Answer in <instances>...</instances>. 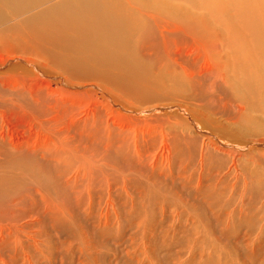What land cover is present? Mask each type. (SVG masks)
Masks as SVG:
<instances>
[{"label":"rangeland","instance_id":"obj_1","mask_svg":"<svg viewBox=\"0 0 264 264\" xmlns=\"http://www.w3.org/2000/svg\"><path fill=\"white\" fill-rule=\"evenodd\" d=\"M138 2L148 14L160 11L168 20L207 26L218 43L220 57L215 54L214 42L194 46L186 40L176 44L168 41V49L173 46L170 56L174 62L169 56L149 58L155 63L158 85L151 86L145 80L135 82L139 87H133V92L140 97L122 93L117 87L109 93L115 101L122 98V104L133 106L125 108L124 117L120 114L123 118L112 116L110 109L102 111L108 119L99 129L94 117L87 119L80 103L76 110L82 114L77 117L79 122L61 133L71 140L62 143L63 148L67 146L61 158L26 154L23 147L15 156H0V182H8L0 199V230L5 228L0 233V264H264V105L256 102L264 98V90L260 89L262 96L257 92V82L264 85V80L256 79L260 70L264 76V30L256 29L257 21H253V30L246 24L236 0H227L226 9L242 36L238 42L231 30L223 27L222 17L203 8L205 5L197 0ZM37 8L19 14L15 21L0 22V31L12 41L10 49L16 44L28 47L25 29L21 26L17 31L14 26L25 23L28 27ZM145 19L142 17L141 27L148 26L149 18ZM32 53L28 51L29 58ZM18 56H23L19 49L11 51L0 46V80L22 82L31 79L28 74L34 72L33 66L40 67L37 62L42 61V55H34L33 60L29 59L32 63L27 64ZM188 57L202 60L200 66H226L223 81L216 77L189 78L182 68L173 67L192 66L184 62ZM128 63L132 66V60ZM44 66L45 70H40L48 82L37 83L43 87L40 94L33 92V101L30 98L24 104L32 108L34 115L52 117L73 105L74 96L71 100L62 98L73 90V83L91 82L84 81L79 72L78 76L71 75L65 66ZM242 66L249 67L253 75L256 84L252 88L239 78ZM63 82H69V87ZM44 86L51 89V95ZM98 86L95 96L99 107L113 106L110 95ZM235 88L241 90L239 96ZM75 96L80 101L79 94ZM9 97L16 100L15 92ZM18 100L23 102L20 96ZM105 129L109 133H104ZM87 162L91 164L84 165ZM5 168L13 170L3 182ZM88 168H92L94 177L82 179ZM8 201L16 204L12 218L5 215L13 211L12 203L5 204Z\"/></svg>","mask_w":264,"mask_h":264},{"label":"bare ground","instance_id":"obj_2","mask_svg":"<svg viewBox=\"0 0 264 264\" xmlns=\"http://www.w3.org/2000/svg\"><path fill=\"white\" fill-rule=\"evenodd\" d=\"M65 1H68V3H66ZM197 1H199L200 4L205 5L203 6V8L210 10L219 18L222 17V19L224 20L223 27L229 28L231 30L233 34V39L235 41L241 39L242 36L240 37L239 31L235 26L236 24L234 22V19H232L233 16L231 15L229 9L228 8L226 9L227 0H224L225 2L222 0H197ZM236 1L239 4V9L242 13L241 16L245 19L246 24L253 30L255 28L253 21H257L256 29L264 30V0H236ZM35 6H37L38 8L36 9L37 11L30 16L28 20L29 22L28 27L25 25V23L22 24L20 23L14 26V29L17 31L21 28V26L23 30L25 29V33L29 37L28 39L30 45V47L28 45L29 48L26 46L24 47L21 44L20 45L16 44L15 48L10 49V45L12 41L6 39V35L4 31L2 32L0 31L1 48L3 46L5 49L11 51H14V49H19L23 54V56L21 57L18 56V58L23 63L26 64L28 62L32 63L31 61H29V59L33 60L34 55H42V61L37 62L38 66L40 67L38 68L37 66H33L34 69L33 68L32 69L34 70V72L31 73V71H29L31 74L28 75L31 77V79L27 78L22 82L21 81L17 82L16 80H10V79L3 81L2 80L3 78H1L0 80V148L2 149V153H0V156H3L4 158L12 157L15 156L16 154L21 153L22 147L24 148L26 154L31 155L36 153L39 154L41 158H49L51 156L54 160L57 158H61L62 153L67 146L66 145L65 148H63L62 146L64 144L63 142L71 141L68 136L66 137H64V135L61 136V133H65L66 129L72 127L75 124V122H79L78 118L82 114H80V112L77 113L76 110L78 111L79 108L81 107L80 103H82L85 107L87 119L94 117L95 125L97 128L100 129L101 127H103L101 125L104 124V121L108 119L106 114L103 115L102 111L106 112L108 109H110V113L112 114V116L113 114H119V119H120V117H122L120 116V114L123 115L124 111L127 112L126 109L129 108L132 109L133 107V106H129V104H124V103L122 104L123 102L122 98L121 100H118L117 98V100L115 101V97L112 98V96L109 94L110 92L111 93L114 92L113 88L117 87L122 93H127L129 95L140 97L136 92L135 94L133 92L134 90L133 87L134 88L139 87L138 85L135 86L136 84L135 82L145 80L146 83H151V86H156L159 84L160 79L154 75L155 66L153 65L155 63L153 61L150 62L149 58L151 57V55H154L155 60L156 59L158 60L160 56H165V57L169 56V58H172L170 54L173 56V46L172 48L169 47L171 49L169 50L168 41L173 42V44H176L177 42L186 40L187 43L195 46L202 44H211L215 40L214 34L208 29L207 26L204 25L202 27H199L188 20H176V19L168 20L166 19L165 15L160 11L153 12L151 10V14H148L147 12H145L144 8L139 4L138 0H77V1L75 0H0L1 25L5 22L8 23L9 19L15 21L14 19H17L19 14H24L28 10L34 9ZM18 7H22L20 12L17 10ZM5 8L6 10H4ZM7 8H8V12H6ZM124 9H126L127 11L126 13H124ZM142 17H146V19L149 18V20L146 21L148 26L143 25V27H141L140 23L141 21L144 20V18L142 20ZM214 43H215L214 51L216 52L215 54L219 56L218 43L217 42ZM29 50L35 52V54L32 53L33 55L31 56V58L28 57V55L31 54V53L28 54ZM241 59L244 61L243 62L244 65H248L247 62L242 58V56ZM129 60H132V66H129L128 63ZM174 61L175 60H173V62ZM184 62L192 66H185L180 64L179 66H173V67L182 68V72L185 73V76H188L189 78L195 77L196 79H199L200 77L201 79L207 80V79H211L212 77H216L219 78V80L223 81V78L226 73L225 71L226 66H215V65L200 66L201 64H203V61L199 60L198 58L188 57ZM44 65L65 66L67 70L70 71L71 75L78 76L80 73L81 75L84 76L83 78L84 81L91 82V83L80 84L77 81V84L73 83L72 85V81L70 80V78H68L69 76H66V79L70 81L72 85V87L70 88H73V90L69 91L67 89L69 93L65 94L62 97L63 100L66 99L71 100V96H74L76 100H78L79 98L75 95L79 94L80 101L79 100L77 102L76 100L73 101V105H71L68 110H63L61 112H58L52 117H48L46 114H39V113H36V115H34V113L32 112V108L30 107L28 109L27 106L24 104L26 100L29 101V99L32 97L31 94L33 92L34 95L40 94V90L43 88V87L40 88L41 84L48 82V77H45L46 76L45 72L40 70L47 67ZM157 67H159V65ZM248 69L249 67L247 66L240 67L238 71L240 74L239 78L244 81L246 87L252 88L253 85L256 83L253 79V75L249 74ZM5 76L8 75L6 74L4 75V77ZM122 78L125 80V82L123 81L125 85L121 80ZM97 79L100 80L98 81ZM256 79H259L261 81L264 80V76L261 73V70L259 71L258 78ZM32 81L36 83H33ZM113 81H116L117 83L112 84L111 89H108ZM37 83H41V84H37ZM70 83L63 82V85L65 87H69ZM259 83L257 82L258 86L255 85V88L257 86V92L262 96L264 93L262 94L260 89L264 90V85L262 84L260 85ZM106 84L108 85V87H106L107 86ZM237 85H242V83H238ZM80 86H90L91 89L77 91ZM97 86L100 91H103L104 93H107V95L108 94L110 95L111 97L110 102L115 103L113 104V106L108 104L106 108L104 107L101 108V105L99 107V102L96 100V96H95L96 93L95 91H97L95 90V88ZM44 87L47 92V95L49 94L51 95V91H49L51 89L48 90V86H44ZM142 90L144 93H146V91L143 88ZM235 91L239 96V92H241V90L238 88ZM11 92H15L16 100L15 99L13 100L11 99V97H9V94ZM53 92L57 93L55 91ZM18 93H22V94L18 95ZM18 96L21 97L23 102H20L18 100ZM146 96L148 97V94H146ZM32 98L30 99L31 102L33 101ZM256 102H258L257 104L258 106L264 105V98L260 97V99ZM263 107L264 106H262V108ZM114 111L116 112L114 113ZM133 111L134 108L131 112ZM66 118L69 119L65 121ZM74 118L77 121H74ZM127 118L128 117L126 116V120ZM51 120L53 121L52 125H49V123H51ZM119 129L122 128H120L119 126ZM123 130H126V128H124ZM106 131H108L109 133V130L107 129H105L103 132L106 133ZM127 132L128 131H126V133ZM100 136L98 135V137ZM157 156L158 155L155 156L156 157L155 159H157ZM3 157H0V162L3 160ZM87 158L88 157H85V159ZM98 160L96 159L93 162L97 163ZM84 162L86 163V161ZM57 163L58 164L60 163L59 160ZM89 164H91V162H87V164L84 165H89ZM94 169L98 170V168L96 167H94ZM12 170L13 169L5 168L2 171V173H4L3 182L8 181L9 178L7 174H11ZM84 171L85 173L82 179L94 177L93 174L91 175L92 168L90 169L88 168V170H84ZM103 171L105 170L103 169ZM129 175L131 176L132 174H130L129 172L128 176ZM74 177L77 179L79 176H74ZM130 178L131 177H129L128 179L130 180ZM39 179L41 180V176L39 177ZM68 181L69 179L67 178L66 182ZM89 181L87 182L81 181V182L82 184L89 185L90 183ZM6 183L8 184V182ZM6 183L1 184L0 182V199L4 197V192L7 191L8 186H5ZM133 185L136 186L135 184ZM9 203L10 201L6 202L5 204H9ZM12 210L13 211L9 213H5L6 217L12 218L15 216L16 204L14 203H12ZM0 216L3 217L1 214ZM12 221H10L9 223L14 224V222ZM0 224H2L1 221ZM1 227L2 226H0V228ZM12 229L13 226L11 230ZM11 230L9 232H12ZM4 231L5 228H2L0 230V233H4ZM12 234L14 235L15 232H12ZM1 236L3 235H0V237ZM13 237L15 241V236ZM1 239L3 238L1 237ZM6 239H7V234H6ZM4 241H5V237H4Z\"/></svg>","mask_w":264,"mask_h":264}]
</instances>
